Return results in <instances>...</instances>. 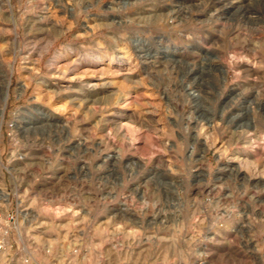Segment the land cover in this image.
<instances>
[{
	"label": "rangeland",
	"instance_id": "374dc122",
	"mask_svg": "<svg viewBox=\"0 0 264 264\" xmlns=\"http://www.w3.org/2000/svg\"><path fill=\"white\" fill-rule=\"evenodd\" d=\"M263 90L264 0H0V264H264Z\"/></svg>",
	"mask_w": 264,
	"mask_h": 264
},
{
	"label": "bare ground",
	"instance_id": "6f19581e",
	"mask_svg": "<svg viewBox=\"0 0 264 264\" xmlns=\"http://www.w3.org/2000/svg\"><path fill=\"white\" fill-rule=\"evenodd\" d=\"M230 3V2H229ZM226 4V3H225ZM214 6H216V3H215V5ZM215 10H217L218 8H214ZM231 67V65L230 64H227V68H230ZM233 68V67H232ZM235 68V67H234ZM226 69V68H225ZM237 69V68H236ZM235 69V70H236ZM227 70V69H226ZM238 71H236V73H237ZM234 73H235V71H234ZM263 92H264V90H263ZM8 91H7V89H6V91H5V94H4V101H7V99H8ZM191 93L193 94V95H196L197 93H196V90H191ZM250 101V104L252 105H250L249 107L250 108H252V110L254 111L255 110V106H253V102H254V100H249ZM248 107V106H247ZM247 107H245L246 109H247ZM3 110H4V107H2L1 109H0V115H2L3 114ZM239 115H241V112L238 114V116ZM242 115H244V113L242 114ZM259 124H260V126L261 127H259V126H256V123H255V127L252 125V126H250V127H248L247 129H246V132H247V138L252 142V143H254L255 144V150L257 151V153L259 152V153H261V154H264V117H260L259 118V121H257ZM244 125H239V127H243ZM263 130V131H262ZM262 132V133H261ZM260 155V154H259ZM239 173V170L237 169L236 171H235V174H238ZM239 175V174H238Z\"/></svg>",
	"mask_w": 264,
	"mask_h": 264
},
{
	"label": "built area",
	"instance_id": "2783aa9c",
	"mask_svg": "<svg viewBox=\"0 0 264 264\" xmlns=\"http://www.w3.org/2000/svg\"><path fill=\"white\" fill-rule=\"evenodd\" d=\"M8 218L9 219L13 218V215L11 213H8ZM1 245H2V242L0 241V247H1Z\"/></svg>",
	"mask_w": 264,
	"mask_h": 264
}]
</instances>
